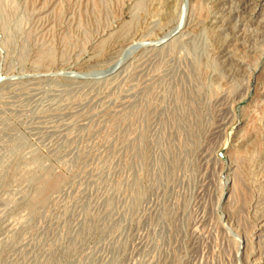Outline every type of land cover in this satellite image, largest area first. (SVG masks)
Returning <instances> with one entry per match:
<instances>
[{
	"label": "rangeland",
	"instance_id": "374dc122",
	"mask_svg": "<svg viewBox=\"0 0 264 264\" xmlns=\"http://www.w3.org/2000/svg\"><path fill=\"white\" fill-rule=\"evenodd\" d=\"M0 264H264V0H0Z\"/></svg>",
	"mask_w": 264,
	"mask_h": 264
}]
</instances>
